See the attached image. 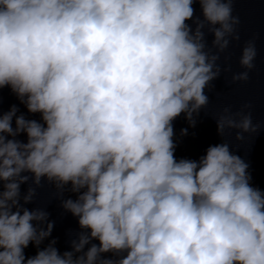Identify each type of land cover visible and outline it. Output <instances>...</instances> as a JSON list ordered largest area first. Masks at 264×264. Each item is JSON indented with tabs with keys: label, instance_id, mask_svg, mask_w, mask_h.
Returning <instances> with one entry per match:
<instances>
[{
	"label": "clouds",
	"instance_id": "1",
	"mask_svg": "<svg viewBox=\"0 0 264 264\" xmlns=\"http://www.w3.org/2000/svg\"><path fill=\"white\" fill-rule=\"evenodd\" d=\"M238 2L0 0V91L39 115L0 108V264H264V190L224 139L261 130L252 105L225 106L222 142L198 159L175 156L173 122L194 127L231 71ZM256 39L232 83L249 80ZM45 186L77 220L63 252L50 213L26 206Z\"/></svg>",
	"mask_w": 264,
	"mask_h": 264
},
{
	"label": "water",
	"instance_id": "2",
	"mask_svg": "<svg viewBox=\"0 0 264 264\" xmlns=\"http://www.w3.org/2000/svg\"><path fill=\"white\" fill-rule=\"evenodd\" d=\"M196 14H200L199 5H194ZM234 15H239L241 24L239 26V41H231L229 48L221 54L219 61L222 68L230 67V72H222L221 76L212 82L211 91H207L209 104L202 109L196 117V125L190 126L182 114L174 123L175 141L177 144L175 156L177 159L188 158L198 159L205 154L209 145L222 142L218 135L217 124L214 119L225 106H231L232 111L236 112L241 107L250 103L253 123H260L261 130L255 134L245 133L243 141L235 139L237 130H226L224 139L230 144L231 151L239 155L249 165L248 171L251 173L253 186L264 190V0H240L234 4ZM255 35L257 57L254 61L255 68L249 73L247 82H231L233 73L244 71L239 65L244 43ZM213 37L207 36L209 46ZM16 104L20 111L29 118L39 119V115L30 116L23 105L19 103L9 88L0 91V108L8 111L10 106ZM247 111V110H246ZM181 129H187V135L181 136ZM20 139H25L21 136ZM27 185L22 186V193L26 191ZM72 195L66 193L65 197ZM72 198H75L73 195ZM27 207H44L49 213V219L54 221L52 238L58 240L57 247L61 252L67 250L69 231H78L77 220L60 207V200L56 199L52 189L45 186L38 190L36 203L26 205ZM48 241L44 243L47 244ZM35 247L29 246L26 249L27 255H34Z\"/></svg>",
	"mask_w": 264,
	"mask_h": 264
}]
</instances>
